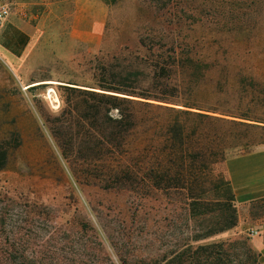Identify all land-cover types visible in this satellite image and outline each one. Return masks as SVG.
Returning <instances> with one entry per match:
<instances>
[{"label": "rangeland", "instance_id": "374dc122", "mask_svg": "<svg viewBox=\"0 0 264 264\" xmlns=\"http://www.w3.org/2000/svg\"><path fill=\"white\" fill-rule=\"evenodd\" d=\"M5 4L6 20L25 25L30 44L21 56L0 47V140L21 135L0 170V261L162 264L166 251L181 253L196 228L184 203L161 192L142 198L85 183L47 119L68 97L62 85H94L100 65L131 74L136 86L172 83L174 75L164 77L157 66L171 61L167 41L175 38L235 41L195 55L233 56L264 82V0H0ZM255 149L223 164L230 179L228 161L240 157L231 163L235 181L246 185L243 192L233 186L237 226L194 244L246 240L264 264V144ZM241 247L237 242L231 257Z\"/></svg>", "mask_w": 264, "mask_h": 264}, {"label": "trees", "instance_id": "16d2710c", "mask_svg": "<svg viewBox=\"0 0 264 264\" xmlns=\"http://www.w3.org/2000/svg\"><path fill=\"white\" fill-rule=\"evenodd\" d=\"M227 41L168 40L171 61L157 68L174 81L159 87L136 86L131 74L100 65L94 85H62L68 97L47 119L63 158L85 183L142 198L161 192L184 203L196 228L184 250L166 251L162 264H260L246 240L194 244L237 226L236 193L223 164L264 144V82L233 56L195 55L236 45ZM20 144L16 131L0 140V170ZM237 242L243 247L234 259L229 250Z\"/></svg>", "mask_w": 264, "mask_h": 264}, {"label": "crops", "instance_id": "0c3cea01", "mask_svg": "<svg viewBox=\"0 0 264 264\" xmlns=\"http://www.w3.org/2000/svg\"><path fill=\"white\" fill-rule=\"evenodd\" d=\"M73 1V0H72ZM30 44V34L28 28L22 23L16 21L15 19L5 20L0 25V47L5 51L15 55L21 56L24 53ZM259 146L256 147L255 151H260ZM254 151V152H255ZM253 152V153H254ZM264 153V150H262ZM245 156V155H244ZM240 158V157H238ZM232 158L228 161V168L230 172V181L236 192H243L245 186H239L240 183L235 181L236 177H233V171H231V163L234 159Z\"/></svg>", "mask_w": 264, "mask_h": 264}, {"label": "built area", "instance_id": "2783aa9c", "mask_svg": "<svg viewBox=\"0 0 264 264\" xmlns=\"http://www.w3.org/2000/svg\"><path fill=\"white\" fill-rule=\"evenodd\" d=\"M11 12V7L7 4L0 7V25L8 18Z\"/></svg>", "mask_w": 264, "mask_h": 264}, {"label": "bare ground", "instance_id": "6f19581e", "mask_svg": "<svg viewBox=\"0 0 264 264\" xmlns=\"http://www.w3.org/2000/svg\"><path fill=\"white\" fill-rule=\"evenodd\" d=\"M50 92H53V90H51ZM52 94V93H51ZM52 96V95H51ZM54 96V95H53Z\"/></svg>", "mask_w": 264, "mask_h": 264}]
</instances>
